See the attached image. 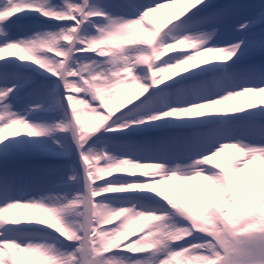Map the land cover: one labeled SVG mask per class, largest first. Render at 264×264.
Masks as SVG:
<instances>
[{
  "label": "snow or ice",
  "instance_id": "6c2138e0",
  "mask_svg": "<svg viewBox=\"0 0 264 264\" xmlns=\"http://www.w3.org/2000/svg\"><path fill=\"white\" fill-rule=\"evenodd\" d=\"M0 264H264V0H0Z\"/></svg>",
  "mask_w": 264,
  "mask_h": 264
},
{
  "label": "rangeland",
  "instance_id": "374dc122",
  "mask_svg": "<svg viewBox=\"0 0 264 264\" xmlns=\"http://www.w3.org/2000/svg\"><path fill=\"white\" fill-rule=\"evenodd\" d=\"M255 2H258V0H255ZM146 171H151V169H147Z\"/></svg>",
  "mask_w": 264,
  "mask_h": 264
}]
</instances>
